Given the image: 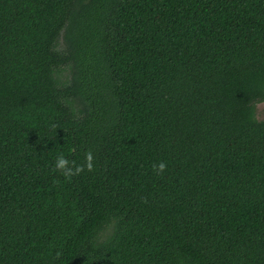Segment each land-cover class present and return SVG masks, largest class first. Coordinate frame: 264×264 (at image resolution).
Segmentation results:
<instances>
[{"label":"trees","instance_id":"trees-1","mask_svg":"<svg viewBox=\"0 0 264 264\" xmlns=\"http://www.w3.org/2000/svg\"><path fill=\"white\" fill-rule=\"evenodd\" d=\"M260 101L264 0H0V264H264Z\"/></svg>","mask_w":264,"mask_h":264},{"label":"clouds","instance_id":"clouds-1","mask_svg":"<svg viewBox=\"0 0 264 264\" xmlns=\"http://www.w3.org/2000/svg\"><path fill=\"white\" fill-rule=\"evenodd\" d=\"M92 160H93L92 153L90 151H87L85 152V157H84L85 162L83 166L76 165L75 168H72L69 165L74 162L69 161L66 156L60 154L57 155L54 161V170H56L60 175H62L65 179H67L74 174H78L82 170V167L83 169L91 171L93 167ZM154 168L156 173L159 174L163 172V170L165 169V164L163 161H161L158 164H156Z\"/></svg>","mask_w":264,"mask_h":264},{"label":"rangeland","instance_id":"rangeland-1","mask_svg":"<svg viewBox=\"0 0 264 264\" xmlns=\"http://www.w3.org/2000/svg\"><path fill=\"white\" fill-rule=\"evenodd\" d=\"M255 115L258 119L264 118V101L255 104Z\"/></svg>","mask_w":264,"mask_h":264}]
</instances>
